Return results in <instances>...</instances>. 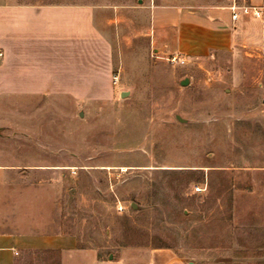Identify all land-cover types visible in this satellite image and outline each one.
<instances>
[{
	"label": "rangeland",
	"instance_id": "rangeland-1",
	"mask_svg": "<svg viewBox=\"0 0 264 264\" xmlns=\"http://www.w3.org/2000/svg\"><path fill=\"white\" fill-rule=\"evenodd\" d=\"M2 1L94 4L113 20L110 84L95 97L0 92V169L24 185L25 228L105 256L159 244L169 264H264V44L181 64L149 32L151 4L222 0ZM41 165L53 188L37 205ZM16 264L55 256L26 249Z\"/></svg>",
	"mask_w": 264,
	"mask_h": 264
},
{
	"label": "crops",
	"instance_id": "crops-1",
	"mask_svg": "<svg viewBox=\"0 0 264 264\" xmlns=\"http://www.w3.org/2000/svg\"><path fill=\"white\" fill-rule=\"evenodd\" d=\"M233 4L264 7V0L151 4L152 41L169 55L194 57L232 54L245 46L260 49L264 14L256 17L236 10L232 18ZM112 24L110 11L94 4L0 0V92L71 101L95 97L110 84ZM52 168H37L41 179L29 183L35 189L32 204L51 203L48 190L53 186L42 177ZM23 187L0 169V264H16L26 249L52 253L55 264L170 263L160 248L121 247L105 256L96 247L79 246L71 234L39 227L35 220L25 228Z\"/></svg>",
	"mask_w": 264,
	"mask_h": 264
},
{
	"label": "built area",
	"instance_id": "built-area-1",
	"mask_svg": "<svg viewBox=\"0 0 264 264\" xmlns=\"http://www.w3.org/2000/svg\"><path fill=\"white\" fill-rule=\"evenodd\" d=\"M232 12V18L237 17V12L236 10H240L243 14H249L252 13L256 17H261L262 14H264V7H256L252 5H242V6H237V5H232L231 6ZM185 58L183 57H178L177 55H172L170 57V61L172 62H179L181 64L185 63Z\"/></svg>",
	"mask_w": 264,
	"mask_h": 264
},
{
	"label": "trees",
	"instance_id": "trees-1",
	"mask_svg": "<svg viewBox=\"0 0 264 264\" xmlns=\"http://www.w3.org/2000/svg\"><path fill=\"white\" fill-rule=\"evenodd\" d=\"M232 183H233V181L231 180V182H228V183L226 184V189H228V191L233 187V186H232ZM235 187H236V188H242L243 186H242V185H237V186L235 185ZM154 247H155V248H160V247H163V245H159V244H158V245H154Z\"/></svg>",
	"mask_w": 264,
	"mask_h": 264
},
{
	"label": "water",
	"instance_id": "water-1",
	"mask_svg": "<svg viewBox=\"0 0 264 264\" xmlns=\"http://www.w3.org/2000/svg\"><path fill=\"white\" fill-rule=\"evenodd\" d=\"M188 82V80L187 79H183L182 81H181V84H183V85H185L186 83ZM128 92L127 91H123V92H121V96H124V95H126Z\"/></svg>",
	"mask_w": 264,
	"mask_h": 264
}]
</instances>
